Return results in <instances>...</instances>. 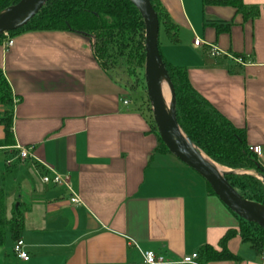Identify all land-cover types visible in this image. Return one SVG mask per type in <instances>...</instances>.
Wrapping results in <instances>:
<instances>
[{"label": "crops", "instance_id": "obj_1", "mask_svg": "<svg viewBox=\"0 0 264 264\" xmlns=\"http://www.w3.org/2000/svg\"><path fill=\"white\" fill-rule=\"evenodd\" d=\"M159 1L178 28L177 42L160 39L163 55L186 67L192 85L246 128L248 145L262 147L264 167V0H241L259 9L256 17L216 3L222 0ZM196 38L203 44L194 46ZM212 46L232 58L213 56ZM0 68L19 99L13 143L0 124V187L8 217L13 207L24 214L21 239L29 254L19 258L8 237L0 264H147L140 249L178 261L206 245L221 251L227 231L239 230L204 178L156 150L157 135L141 111L123 102L124 88L103 69L90 36L20 34L9 49L0 43ZM18 146L69 176L80 202L65 186L44 183L37 160L8 165ZM228 249L237 259L203 264H264V249L239 235Z\"/></svg>", "mask_w": 264, "mask_h": 264}, {"label": "trees", "instance_id": "obj_2", "mask_svg": "<svg viewBox=\"0 0 264 264\" xmlns=\"http://www.w3.org/2000/svg\"><path fill=\"white\" fill-rule=\"evenodd\" d=\"M19 1L0 0V12ZM151 3L158 14L160 29L164 28L171 42H177V26L159 0H151ZM216 3L233 5L238 11L252 17L259 15L257 7L250 8L241 0H222ZM31 31H69L95 37L97 41L95 54L98 60L106 73L123 88L124 85L114 77L115 66L119 64V60L123 58L130 62L137 60L136 68L139 69L145 62V23L140 11L131 0H48L35 16L9 34L16 37ZM3 39L2 34L1 44ZM159 48L175 90L177 119L189 140L220 165L233 170L253 171L264 177V167L259 162L257 154L253 153L248 145L246 128L235 126L192 85L186 67L174 64L165 58L160 39ZM18 102L19 99L14 96L0 68V107L4 109L0 124L5 127V139L10 144L14 142L13 119L15 105ZM144 117L150 126V131L158 137L159 144L156 150L170 153L159 136L153 118L149 119L146 115ZM226 178L244 198L264 206V181L249 173L230 172L226 174ZM207 186L209 192L215 194L208 183ZM7 213V194L5 189L0 187V246L6 244L8 237L14 242L18 241L24 227V214L20 207H13L10 217ZM233 214L239 220V230L227 231L219 242L221 251L210 245L204 246L199 251L201 261L237 259L228 249L229 240L236 235H239L242 241L250 243L257 251L264 249V229L234 212Z\"/></svg>", "mask_w": 264, "mask_h": 264}, {"label": "water", "instance_id": "obj_3", "mask_svg": "<svg viewBox=\"0 0 264 264\" xmlns=\"http://www.w3.org/2000/svg\"><path fill=\"white\" fill-rule=\"evenodd\" d=\"M47 1L20 0L0 12V35L28 22ZM131 1L140 11L145 23V81L160 138L171 154L205 179L218 198L231 211L264 229V206L244 198L226 178L227 173L236 170L230 169L221 173L212 163L206 160L204 157L206 154L191 142L182 130L177 119L175 90L160 53V21L158 14L151 0ZM164 78L171 90L170 108L167 107L162 92ZM262 178L264 180L263 176Z\"/></svg>", "mask_w": 264, "mask_h": 264}, {"label": "built area", "instance_id": "obj_4", "mask_svg": "<svg viewBox=\"0 0 264 264\" xmlns=\"http://www.w3.org/2000/svg\"><path fill=\"white\" fill-rule=\"evenodd\" d=\"M3 35H4V41L2 42V45L5 49H9L14 44V38L10 36L9 32H5ZM202 44H203V41L201 39L199 38L195 39L194 46L198 47ZM211 53L213 56H216V57H221L223 55H226L227 57L232 58L231 55L227 54L226 52L222 51L216 46H212ZM238 61H240V59ZM125 103H128V101H125ZM18 149H19V153L14 158H10L7 160L8 165H11L15 159H19L21 161H26L28 159L37 160V162H39L44 167V169L47 171V172L45 171L42 174V181L44 183H54L56 185L65 186L73 194L72 202L74 203L80 202V197L78 196V194L72 191L69 176L62 175L58 173L55 169H53L51 166L45 164L44 162L38 161V159H36V156L32 152L31 147L18 146ZM250 150L253 153L260 155L262 152V147L259 145L250 146ZM14 252L19 258L23 260L29 259V254L24 249V241L21 238L15 242ZM140 252L144 258V261L147 264H203V262L199 259L200 257L199 252H193L192 254L185 255L178 261L168 260L164 256L156 255L153 251H142L140 249Z\"/></svg>", "mask_w": 264, "mask_h": 264}, {"label": "rangeland", "instance_id": "obj_5", "mask_svg": "<svg viewBox=\"0 0 264 264\" xmlns=\"http://www.w3.org/2000/svg\"><path fill=\"white\" fill-rule=\"evenodd\" d=\"M90 37L92 41V48L94 50V53H96V46H97L96 38L93 36H90ZM159 39H161L162 41L167 39V35L163 27L160 30ZM118 63L119 64L115 66L116 68L114 67L116 69V72H114V77H116V79L119 80L124 85L126 100H124L123 102L125 103V101H128V103H125L128 105V107L135 108V109L137 108L144 115H146L147 118L149 119L153 118L154 120L152 105L148 98L147 86H146V81H145V62L143 64V67L140 69L136 68L137 60H134V62H130L126 58H123L119 60ZM0 155L4 156V152H0ZM234 173H249V174L257 176L260 180L264 181L262 176L258 175L257 173L253 171L236 170Z\"/></svg>", "mask_w": 264, "mask_h": 264}, {"label": "bare ground", "instance_id": "obj_6", "mask_svg": "<svg viewBox=\"0 0 264 264\" xmlns=\"http://www.w3.org/2000/svg\"><path fill=\"white\" fill-rule=\"evenodd\" d=\"M162 92H163V96H164V100L166 102V105L168 108H170L171 105V90H170V86L167 82V80L164 78L163 82H162ZM204 157L206 158L207 161H209L210 163H212V165H214L221 173H224L225 171L230 170L227 167H224L222 165H219L218 163L214 162L213 160H211L209 157H207L206 155H204Z\"/></svg>", "mask_w": 264, "mask_h": 264}]
</instances>
